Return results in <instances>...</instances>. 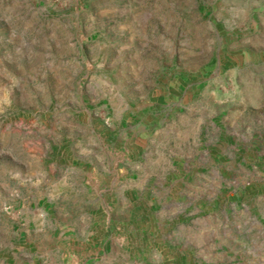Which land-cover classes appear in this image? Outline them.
<instances>
[{"label":"rangeland","instance_id":"1","mask_svg":"<svg viewBox=\"0 0 264 264\" xmlns=\"http://www.w3.org/2000/svg\"><path fill=\"white\" fill-rule=\"evenodd\" d=\"M225 204L240 251L264 0H0V264H201Z\"/></svg>","mask_w":264,"mask_h":264},{"label":"crops","instance_id":"2","mask_svg":"<svg viewBox=\"0 0 264 264\" xmlns=\"http://www.w3.org/2000/svg\"><path fill=\"white\" fill-rule=\"evenodd\" d=\"M233 204H225L221 212V221L212 224L208 228L211 232L212 243L218 242L210 254H201L203 256L201 264H237L235 258L241 257L238 264H264V204H242V226L247 229L243 232V242L241 250L235 249L234 245V215L232 212ZM201 204L197 206L199 218L202 216ZM180 215V213H179ZM217 213L212 214V219L217 217ZM220 223V224H219ZM206 228V227H205ZM224 228V233L221 229ZM220 229V232H218ZM200 232L202 227L198 229ZM201 237V234H199ZM195 257L198 258L197 247L193 249ZM197 252V253H196ZM200 256V257H202Z\"/></svg>","mask_w":264,"mask_h":264}]
</instances>
